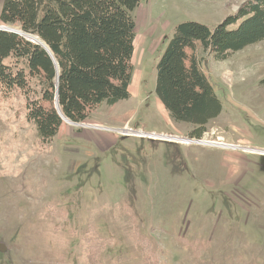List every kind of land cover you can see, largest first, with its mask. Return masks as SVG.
I'll return each instance as SVG.
<instances>
[{"label": "rangeland", "instance_id": "obj_1", "mask_svg": "<svg viewBox=\"0 0 264 264\" xmlns=\"http://www.w3.org/2000/svg\"><path fill=\"white\" fill-rule=\"evenodd\" d=\"M244 1L143 0L130 97L80 122L106 128L63 121L42 150L24 97L0 93V264H264V39L224 61L187 50L222 104L197 139L240 148L153 136L196 135L156 94L175 26Z\"/></svg>", "mask_w": 264, "mask_h": 264}, {"label": "trees", "instance_id": "obj_2", "mask_svg": "<svg viewBox=\"0 0 264 264\" xmlns=\"http://www.w3.org/2000/svg\"><path fill=\"white\" fill-rule=\"evenodd\" d=\"M142 1L4 0L2 23L18 25L51 52L0 30V93L24 97L42 150L63 123L55 107L57 92L61 112L75 122L87 120L95 107L130 97L137 27L133 11ZM263 39L264 0H245L213 27L194 20L175 26L157 64L156 94L174 120L196 126L192 138L201 137L222 104L199 63L193 58L187 65V50L198 42L216 61H224Z\"/></svg>", "mask_w": 264, "mask_h": 264}, {"label": "water", "instance_id": "obj_3", "mask_svg": "<svg viewBox=\"0 0 264 264\" xmlns=\"http://www.w3.org/2000/svg\"><path fill=\"white\" fill-rule=\"evenodd\" d=\"M0 30L10 31V32H14V33H17L19 35L25 36V37L31 39L32 41L43 45L50 52L48 46L41 39H39L38 37L33 36L31 34L23 32L20 28L13 27V26L6 24V23H1L0 24ZM55 107L59 111L60 116H61L63 121H67V122L75 124V125H84V126H93V127H97V128H106V127H100V126L92 125V124H84V123H80V122H75V121H72L69 118H67L60 110L59 100H58V92H57L56 98H55ZM153 136L163 138V139H168V140H178L181 142H196V143H200V144L215 145V146L227 147V148H240L238 145L225 143V142L220 141V140H217V141L207 140L206 141L205 139L181 138V137L166 136V135H153ZM244 149H246V148H244ZM258 152L264 153V150H258ZM6 249H7L6 244L3 242H0V251H5Z\"/></svg>", "mask_w": 264, "mask_h": 264}, {"label": "crops", "instance_id": "obj_4", "mask_svg": "<svg viewBox=\"0 0 264 264\" xmlns=\"http://www.w3.org/2000/svg\"><path fill=\"white\" fill-rule=\"evenodd\" d=\"M218 140L223 141L225 143H229V144H235V143L228 142V141L224 140V136H220V138Z\"/></svg>", "mask_w": 264, "mask_h": 264}, {"label": "bare ground", "instance_id": "obj_5", "mask_svg": "<svg viewBox=\"0 0 264 264\" xmlns=\"http://www.w3.org/2000/svg\"><path fill=\"white\" fill-rule=\"evenodd\" d=\"M207 141V140H206Z\"/></svg>", "mask_w": 264, "mask_h": 264}, {"label": "built area", "instance_id": "obj_6", "mask_svg": "<svg viewBox=\"0 0 264 264\" xmlns=\"http://www.w3.org/2000/svg\"><path fill=\"white\" fill-rule=\"evenodd\" d=\"M208 140V139H207Z\"/></svg>", "mask_w": 264, "mask_h": 264}]
</instances>
